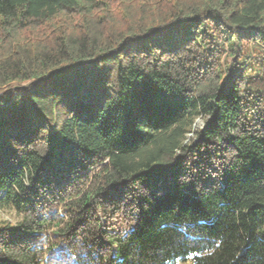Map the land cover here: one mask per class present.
I'll list each match as a JSON object with an SVG mask.
<instances>
[{
  "label": "trees",
  "instance_id": "1",
  "mask_svg": "<svg viewBox=\"0 0 264 264\" xmlns=\"http://www.w3.org/2000/svg\"><path fill=\"white\" fill-rule=\"evenodd\" d=\"M0 210V264H264V0H0Z\"/></svg>",
  "mask_w": 264,
  "mask_h": 264
},
{
  "label": "rangeland",
  "instance_id": "2",
  "mask_svg": "<svg viewBox=\"0 0 264 264\" xmlns=\"http://www.w3.org/2000/svg\"><path fill=\"white\" fill-rule=\"evenodd\" d=\"M229 60L231 61L232 59ZM203 124H204V119L199 117L195 122V129L199 128ZM190 136H192V134ZM3 219H8L10 221L17 222L19 219V215L14 210H0V222ZM178 264H184V263H178Z\"/></svg>",
  "mask_w": 264,
  "mask_h": 264
},
{
  "label": "built area",
  "instance_id": "3",
  "mask_svg": "<svg viewBox=\"0 0 264 264\" xmlns=\"http://www.w3.org/2000/svg\"><path fill=\"white\" fill-rule=\"evenodd\" d=\"M184 264H192V261H188V262H186V263H184Z\"/></svg>",
  "mask_w": 264,
  "mask_h": 264
}]
</instances>
